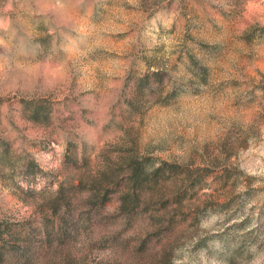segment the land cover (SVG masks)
Masks as SVG:
<instances>
[{
	"label": "clouds",
	"instance_id": "clouds-1",
	"mask_svg": "<svg viewBox=\"0 0 264 264\" xmlns=\"http://www.w3.org/2000/svg\"><path fill=\"white\" fill-rule=\"evenodd\" d=\"M198 2L208 10L185 20L180 0L171 11L168 0H42L40 54L0 60L8 103L24 85V127L0 125V211L67 213L77 191L112 184L81 205L75 237L67 226L56 239L45 229L65 264H264V176L239 166L242 152L264 147V102L238 90L264 69V0ZM249 4L256 10L246 15ZM117 32L130 33L119 52L107 43ZM37 81L43 91L28 98ZM101 148L105 163L91 169ZM113 151L120 162L108 159ZM205 151L236 189L227 203L184 208L170 189Z\"/></svg>",
	"mask_w": 264,
	"mask_h": 264
},
{
	"label": "rangeland",
	"instance_id": "rangeland-1",
	"mask_svg": "<svg viewBox=\"0 0 264 264\" xmlns=\"http://www.w3.org/2000/svg\"><path fill=\"white\" fill-rule=\"evenodd\" d=\"M161 3L163 4V0ZM163 6L171 11L175 6V0H168V3ZM209 7L211 6L209 5ZM42 8V0H0V41L4 42L0 44V60L25 56L35 57L40 54L39 48L34 43L35 33L33 30L39 23H42L43 17L38 15ZM179 9L185 20L189 15L199 18L202 12L208 10L198 0H180ZM255 10V5L249 4L246 15ZM172 30L175 31V25ZM129 34L117 32L108 38L107 43L111 49L119 52L125 47ZM96 63L103 62L97 61ZM115 66L116 62L113 61V65L107 69L106 75L111 73ZM109 82L105 81V83ZM7 87V82H0V125L11 128L24 127L21 119L24 105L19 103L22 100L19 88L24 85H19L15 97L17 103L15 104L7 102L5 95ZM239 88H243L245 92L253 96L257 103L264 102V69L256 68L251 83L245 87L244 83L238 82V90ZM28 91L30 92L28 98H39L43 91V83L37 81L36 84L29 86ZM60 106L62 105H54L53 115H55V108ZM101 130H103V126H101ZM24 131L32 137L44 134V130L41 128H24ZM105 139L112 141L111 133ZM101 153L98 164L89 165L91 169L102 167L105 163L102 148ZM255 153H259V155H255ZM240 155L242 157V162L239 165L241 169L255 176H264V147L253 148ZM121 156V152L113 151L109 153L108 159L120 162ZM197 158L199 164L196 162ZM197 158L193 159L192 167L187 172L177 173L170 193L176 195V199L181 202L184 208L203 207L209 200L215 203H227L232 198L237 186L235 178L232 176L224 178L226 170L218 163L219 157L212 156L209 151L197 154ZM37 180L40 181L38 187H42L45 181L41 177H37ZM71 183L73 186L79 187L84 183V177L79 173L73 174ZM111 187L112 184L101 182V191L99 192H90L88 189L77 191L73 199L74 207L70 208L67 213L61 207L54 216L51 209L45 207L44 211L37 208L30 216L12 219L4 214L11 212V209L5 206L3 211H0V264H65L64 260L57 255V249L52 244L44 243L45 229L53 230V239H56L63 236L65 226H67V230L75 237L77 233L73 226L78 222L79 214L82 211L81 205L92 195L103 196L104 191ZM205 189H210V192H206ZM129 191V188L123 187L114 192L110 209L116 208L120 203V198ZM257 196L264 198V192L257 193ZM15 216H20L19 209ZM49 217L56 221L55 227L58 228V231L53 229L52 224H49Z\"/></svg>",
	"mask_w": 264,
	"mask_h": 264
}]
</instances>
